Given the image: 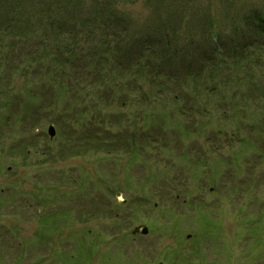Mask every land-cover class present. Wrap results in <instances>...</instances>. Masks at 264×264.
<instances>
[{"label":"rangeland","instance_id":"1","mask_svg":"<svg viewBox=\"0 0 264 264\" xmlns=\"http://www.w3.org/2000/svg\"><path fill=\"white\" fill-rule=\"evenodd\" d=\"M120 9L134 29L178 25L193 49L202 27L252 32L232 22L264 0ZM251 51L259 65L233 79L144 71L127 90L93 72L67 95L55 57L0 60V264H264V38Z\"/></svg>","mask_w":264,"mask_h":264},{"label":"trees","instance_id":"2","mask_svg":"<svg viewBox=\"0 0 264 264\" xmlns=\"http://www.w3.org/2000/svg\"><path fill=\"white\" fill-rule=\"evenodd\" d=\"M135 1L0 0V60L8 62L9 57H16L18 61L24 56L46 62L55 57L53 72L61 94L75 89L73 83L95 80L93 72L98 82H107L108 78L113 82L116 78L118 86L128 90L132 73L140 77L139 73L148 72L152 82L163 79L164 73H184L188 79L207 75L213 82L218 75L239 77L241 62L259 65L260 57L253 55L251 49L264 38L263 11L253 9L242 15L238 23L232 22L233 26L249 27L252 32H239V27L223 35L218 29L202 27L197 44L191 49L195 43H180L176 37L180 27L172 26V22L159 31L134 29L120 7ZM169 27L172 31L167 30ZM164 59H177L181 72L164 68ZM72 134L75 141L80 140ZM84 140H92L93 146L101 143L100 138L91 136Z\"/></svg>","mask_w":264,"mask_h":264},{"label":"water","instance_id":"3","mask_svg":"<svg viewBox=\"0 0 264 264\" xmlns=\"http://www.w3.org/2000/svg\"><path fill=\"white\" fill-rule=\"evenodd\" d=\"M134 232H143V233H146V229H143V230L136 229Z\"/></svg>","mask_w":264,"mask_h":264}]
</instances>
